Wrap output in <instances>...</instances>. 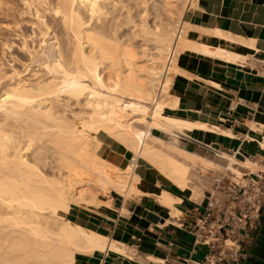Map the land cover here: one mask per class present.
<instances>
[{
  "label": "bare ground",
  "instance_id": "6f19581e",
  "mask_svg": "<svg viewBox=\"0 0 264 264\" xmlns=\"http://www.w3.org/2000/svg\"><path fill=\"white\" fill-rule=\"evenodd\" d=\"M130 1L36 0L37 8L43 11L40 14L37 9L38 21L44 14L55 23L58 19L66 45L55 37L58 34L53 36L54 42L47 44L50 28L44 22L42 46L32 60L47 68L49 74L45 75H50V79L44 77L45 81L34 85L19 81L0 95V111L5 117L0 122V264H76L77 253L91 256L107 249L123 253L124 246L72 223L67 218L72 205L101 208L107 194L124 200L154 193L157 204L172 210L174 216L173 204L178 200L162 189L145 190L148 185L135 172V163L141 161L156 168L184 191L195 188V169L206 168L207 163L197 165L194 156L150 134L152 127L174 134L192 127L164 114L165 108L172 107L173 98L168 92L169 76L164 78L162 71L158 72V60L163 56L165 59L179 26L185 31L177 41L178 50L227 61L240 57L192 42L187 35L191 25L184 19L179 18L174 30L168 23L149 26L145 21L148 12L142 6L137 9L140 6L135 4V15L140 20L137 25L131 16ZM179 1L182 0H162L163 10L168 12ZM125 3L127 6H123ZM117 5L125 8L124 23L138 26L139 35L153 36L154 54L144 67L135 65L134 54L122 50L117 37L109 38L108 31L104 33L103 23L114 16ZM121 10L116 13L118 16ZM102 67L112 70L106 78L111 82L101 76ZM174 71L177 73L176 68ZM161 78L164 85L158 96L156 89ZM81 99L87 112L79 109L76 116L73 112L74 117L69 116L72 120L65 118L68 116L61 111L70 107L71 101L81 106ZM63 106L64 110L59 111ZM82 114H87L85 120ZM6 118L18 121L20 126L13 122L9 126ZM126 118L145 126V130L127 125ZM99 132L107 136L110 146L106 153L96 152L100 148L96 138ZM118 145L131 152L133 159L117 155ZM261 146L264 147L263 142ZM125 212L123 207L121 213Z\"/></svg>",
  "mask_w": 264,
  "mask_h": 264
},
{
  "label": "crops",
  "instance_id": "0c3cea01",
  "mask_svg": "<svg viewBox=\"0 0 264 264\" xmlns=\"http://www.w3.org/2000/svg\"><path fill=\"white\" fill-rule=\"evenodd\" d=\"M184 17L191 25L187 35L192 42L213 50L221 48L240 58L227 61L195 51H181L176 62L177 73L173 74L171 87H168L172 107L165 108L164 114L192 127L182 128L179 134L166 133L156 127L151 130L169 136H179L182 132L189 141L178 145L176 140L165 142V135L159 132L150 130V134L194 156L197 165L208 164L203 165L204 169L198 166L193 172L195 175L199 170L221 166L211 156V159L204 157L208 155L202 146L226 151L239 149L244 156L264 164V147L261 146L264 143V73L260 66L264 64V0H197ZM229 104L235 106L231 111ZM115 152L125 160L133 159L132 153L120 145L115 147ZM134 170L148 185L145 190L162 189L178 200L173 204L176 214L172 216V210L158 205L154 193L136 197L125 214L121 213L124 201L117 207L118 214L106 210L72 212L83 228L125 247L123 253L110 249L91 256L77 253L76 263L202 264L207 249L195 243V220L188 213L203 205L204 191L200 186L181 190L156 168L141 161L135 163ZM143 210L157 216V223L146 221ZM245 244L249 254L246 264H264V219L260 228L246 238Z\"/></svg>",
  "mask_w": 264,
  "mask_h": 264
},
{
  "label": "rangeland",
  "instance_id": "374dc122",
  "mask_svg": "<svg viewBox=\"0 0 264 264\" xmlns=\"http://www.w3.org/2000/svg\"><path fill=\"white\" fill-rule=\"evenodd\" d=\"M146 1H147V3H146ZM146 1H144V0H132L129 2V7H131V9H132L131 10L132 11L131 16H134L133 21L137 25L140 24V20L137 19V16L135 15L136 11L134 10L136 7L134 5L137 4L140 7L142 6L144 9H146V12H148L147 16H146L147 20L145 19V21L148 23L149 26L159 25L161 23H166V24L168 23V25L170 24V27H172L173 30H174V27L177 26V24L179 22V18L185 20L184 16H185L186 10L189 8H192L195 5V1H191V0H184L183 1L182 0L181 2L179 1L177 4L174 3L175 5L173 4L169 8V11L166 12V10H163V8L165 9V7L163 5L162 0H149V1L146 0ZM36 3H37L36 0H0V95H2V93L6 90V88L8 89V87H10L12 85L14 86L16 84V82L18 83L19 81H21L22 83L34 85V84H38L39 82H41L43 80L45 81L46 79L47 80L50 79V75H45V74H49L48 73L49 71L47 70V68L44 67L45 68L44 69L42 67L43 65L41 64V66H40V63L38 61H36L35 59H33L35 61L32 60V55L36 51H38V49L42 46L43 38H42L40 33H41L42 29L45 28V24L48 25V26L46 25L47 28H50L48 33H47L48 39L46 38L47 44H50V42H54L53 36L58 34L55 37H57V38L59 37L58 40L59 41L62 40V41H60L62 43V45H66V41H64V40H66V38H64L65 34H64V32L61 31L62 25L60 24V21H57L58 20L57 19L56 23H55V20L53 22L51 19H49L51 17H48L49 16L48 14L42 13V15L44 14L42 17V19L44 18L43 24H44V22H46V23L44 24V26L41 25L42 19H40V22H41L40 23L38 21L39 19H37V16H38L37 13H38V11L40 12V10H41V12H43V11H42V9H40V7L37 8L38 6L36 5ZM145 3H146V5H143ZM124 5L127 6V3L123 4V6ZM145 6H146V8H145ZM140 7H138L137 9H139V10L143 9L142 7L141 8ZM116 8L117 9H115V12H114L115 14L114 13L112 14L114 16H111L112 18L114 17L113 23H111L112 18L110 19V17L107 19V21L105 20L103 23L105 25L104 33L106 34L108 31V34H106V35L107 36L109 35L108 36L109 38L112 37L114 39L115 37H117V39L121 43V49L134 54L136 66L144 67V66L148 65L146 60H149L151 58L152 54H154L153 36L148 35L147 37H145L142 34L139 35L140 33H139L138 26H134L133 24L129 25V24L124 23L125 22L124 20L127 19V18H125L126 16L124 17V15H123L124 13L126 15L125 8H122V6H120V8H119L118 5ZM121 8L125 12H123L121 10ZM37 9H39V10L37 11ZM119 10H121L119 13L120 16L117 15ZM164 11L168 14H166ZM41 12H40V14H41ZM121 13H122V15H121ZM45 15L46 16L48 15V16L46 17ZM115 18H116V20L118 19V21L115 22V20H114ZM118 22L120 24L122 23L123 25L121 24V26L120 25L116 26L115 24H117ZM53 23H55V24H53ZM108 23H110V24H108ZM92 24H94V22ZM107 24H108V27H107ZM113 24L116 26V28H114L115 26ZM42 26H43V28H42ZM114 29H117L118 32ZM110 31H112V32H110ZM183 31H185V28H183ZM52 32H53V34H52ZM64 42H65V44H63ZM180 52H181V50L179 48V54H180ZM158 62H159L158 67H160L158 69V72H159L162 70V67H163L164 62H165L164 56L162 57V59L158 60ZM173 66L176 68V63ZM173 66H172L173 69L171 68L172 71H170L171 75L168 78V84L169 85L171 84L172 77H173V74L175 72L174 71L175 68ZM101 71H102L101 76L103 78H105V80H106V78L109 77L108 73H110L112 70L109 67H108V69L106 67H105V69H104V67H102ZM110 74H112V73H110ZM44 77L45 78L47 77V78L44 79ZM108 79L106 80V82L110 81V80L108 81ZM86 83H87V81H86ZM104 83H105V81H104ZM106 84L108 85V83H105V85ZM109 85H110V83H109ZM69 103H68V105L70 107L67 108V106H66L65 111H61V110H64L65 106H63L61 109L59 108V111H61V113L65 112L64 114H66L68 117H65L66 115L64 117L69 118V120H72V118L70 119V117L73 116L72 112L75 115V113L76 114L78 113L79 109L84 111V112L86 111V109L84 108L83 99H81V101L79 103V105H81V106H78V104H76V102L74 103V101H71ZM82 115H84V114H82ZM85 115H87V114H85ZM85 115L82 116L84 118V120L86 119L85 117H87ZM4 119H5V117H4L3 113L0 111V122H2L1 120H4ZM6 119H9V118H6ZM10 119L7 120L10 123V125L9 124L8 125L12 126L11 123L14 120L12 118H10ZM125 121H126L125 123L129 126H134V127L141 129L143 131L145 130V126H141L137 123L133 124V122L128 118H126ZM13 123L17 124L18 121H17V123L16 122H13ZM20 123H22V121ZM22 125L23 124H21V126ZM18 126H20V125H18ZM102 134L103 133H101V132L96 134V138L100 142V146H99L100 148H98L97 149L98 151H96L99 154L106 153V150L109 151L108 148L110 146L108 139H107V136L105 134H103V135ZM104 135L106 138L104 137ZM165 142H167V141L165 140ZM29 155H30V153L28 152V156ZM204 157L207 159H211L209 156H204ZM217 169H219V168H217ZM214 170H216V169H214ZM193 178H194V181L197 182V183H195V185L200 186L201 189L207 185V181L203 180L202 178H199L197 175L194 174ZM107 197H108L107 199H105L104 201L101 202L103 205V207H101V208H93V207H88V208L86 207L85 208V207H77V206L72 205L71 213L68 216L69 220L72 223L80 225V221L78 219H75L71 215L72 212L75 213L76 211L86 212V210H89L92 212L102 213L103 210H106V212H112L114 214H118L119 209L117 207L119 206L120 202L124 201L123 207L125 209H127V207L133 202V200L136 199V197H135L133 199H124L123 200V198L121 196H118L117 198H115V197L112 198L108 194H107ZM106 206H109V207L111 206V208L106 209L105 208Z\"/></svg>",
  "mask_w": 264,
  "mask_h": 264
},
{
  "label": "built area",
  "instance_id": "2783aa9c",
  "mask_svg": "<svg viewBox=\"0 0 264 264\" xmlns=\"http://www.w3.org/2000/svg\"><path fill=\"white\" fill-rule=\"evenodd\" d=\"M182 33L183 28L179 26L165 55L161 70L164 78L170 76L179 57L177 41ZM260 66L264 73V64L260 63ZM163 85L161 78L156 89L158 96H161ZM234 107L229 104L228 110ZM152 132L164 134L158 130ZM164 135L167 142L176 140L178 145L181 141H189L182 132L179 136ZM201 148L221 164L216 170L196 172L207 181L202 188L204 202L188 213L195 220V243L207 249L202 264H246L249 254L245 240L260 228L264 219V164L257 163L251 156H244L239 149Z\"/></svg>",
  "mask_w": 264,
  "mask_h": 264
},
{
  "label": "water",
  "instance_id": "95a60500",
  "mask_svg": "<svg viewBox=\"0 0 264 264\" xmlns=\"http://www.w3.org/2000/svg\"><path fill=\"white\" fill-rule=\"evenodd\" d=\"M142 214L145 216V220L151 223H157L158 218L152 213L145 212L144 210L142 211Z\"/></svg>",
  "mask_w": 264,
  "mask_h": 264
},
{
  "label": "trees",
  "instance_id": "16d2710c",
  "mask_svg": "<svg viewBox=\"0 0 264 264\" xmlns=\"http://www.w3.org/2000/svg\"><path fill=\"white\" fill-rule=\"evenodd\" d=\"M78 225V224H77ZM80 226V225H79ZM82 227V226H81Z\"/></svg>",
  "mask_w": 264,
  "mask_h": 264
}]
</instances>
